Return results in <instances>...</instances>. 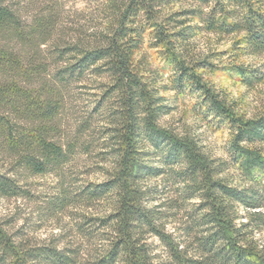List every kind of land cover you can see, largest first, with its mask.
I'll return each mask as SVG.
<instances>
[{"label": "trees", "instance_id": "1", "mask_svg": "<svg viewBox=\"0 0 264 264\" xmlns=\"http://www.w3.org/2000/svg\"><path fill=\"white\" fill-rule=\"evenodd\" d=\"M45 1L38 7L40 0H0V152L13 165L0 171V196L25 192L15 169L54 172L61 181L53 205H70L63 168L77 143L63 133L60 114L68 84L89 73L101 79L96 109L104 115L109 164L103 180L88 183L80 197L106 204L83 214L103 237L95 253L83 255L32 242L0 220V264H264V111L238 112L206 79L217 66L194 46L201 32L235 34L239 49L264 56V0H86L96 23L87 37L63 40L57 56L69 58L53 77L41 52L58 34L60 7ZM32 7L37 11L28 14ZM168 71L172 87L161 79ZM229 73L254 86L264 81V63L235 64ZM171 89L197 94L208 116L227 125L228 159L210 156L195 136L163 124ZM171 178L178 188L163 200L156 193ZM178 208L186 219L170 212Z\"/></svg>", "mask_w": 264, "mask_h": 264}, {"label": "rangeland", "instance_id": "2", "mask_svg": "<svg viewBox=\"0 0 264 264\" xmlns=\"http://www.w3.org/2000/svg\"><path fill=\"white\" fill-rule=\"evenodd\" d=\"M56 2L60 7V29L46 46H42L41 52L42 57L51 65L47 77H53L69 58L67 54L61 59L57 56L63 40L70 41L76 36L87 37L89 28L96 23L86 0ZM45 4V0H40L38 7ZM36 11V8L32 7L28 14ZM238 38L235 34L216 35L201 32L196 35L194 46L202 56L217 66L216 71L206 73V79L234 103L238 112L254 116L264 111V81L247 86L236 75L229 73V69L235 64L260 68L264 63V56L251 55L239 49L236 44ZM144 51L149 54L153 69L161 66V62L154 59L153 49L146 45ZM161 76L169 85L172 74L168 71ZM100 80L87 73L72 80L64 91L65 105L60 114V122L63 133L77 143L76 150L63 168L64 187L72 197L70 205L65 209L53 205L60 195L61 179L58 173L31 174L15 169V176L25 192L20 196H0V220L12 233L23 234L32 242L46 240L59 246H69L83 255L93 254L98 249L103 229L97 223L92 225L93 222H86L83 214L101 212L106 208V204L99 200L81 201L80 193L88 183L102 181V168L109 164L108 150L102 147L104 115L100 109H96L100 98ZM165 95L169 113L163 116V124L195 136L210 156L228 159L230 133L227 125L208 116V112L202 109L201 97L189 92L178 93L173 89ZM8 162L7 157L0 152L1 172L13 166ZM152 162L157 165V158ZM171 169V166L167 165L164 168L165 173L171 172ZM177 188L178 184L171 178L156 195L161 194L165 200L171 198ZM170 212L176 213L177 219H186L183 209H171ZM176 224L179 225L180 222L177 221ZM169 226L172 230V221ZM80 228H84L85 233ZM262 235L264 236V231L261 232ZM150 241L156 245L155 251L158 254H165V249L157 238Z\"/></svg>", "mask_w": 264, "mask_h": 264}, {"label": "clouds", "instance_id": "3", "mask_svg": "<svg viewBox=\"0 0 264 264\" xmlns=\"http://www.w3.org/2000/svg\"><path fill=\"white\" fill-rule=\"evenodd\" d=\"M225 135H227V133H225Z\"/></svg>", "mask_w": 264, "mask_h": 264}]
</instances>
